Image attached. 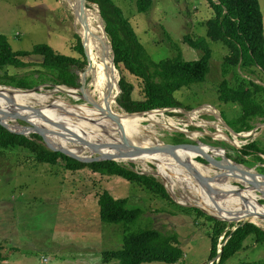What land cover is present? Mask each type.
I'll return each instance as SVG.
<instances>
[{"label": "rangeland", "instance_id": "374dc122", "mask_svg": "<svg viewBox=\"0 0 264 264\" xmlns=\"http://www.w3.org/2000/svg\"><path fill=\"white\" fill-rule=\"evenodd\" d=\"M113 1L122 9L139 41L155 61L171 57L173 54L164 42L167 33L177 42L185 60L200 57L199 50L191 48L183 41L186 35L198 42L205 40L212 50L211 69L206 80L183 87L174 94L183 104L184 110L164 111L166 116L180 120V126L175 128L187 129L188 132L181 133L177 129L171 131L167 128L161 130L157 127L159 132L157 138L162 143L182 145L176 143V138L182 134L183 141L196 145L190 147L199 148L200 144H204L219 150L222 154L226 152L231 156L227 159L232 162H235L234 158L238 156L239 150L249 142H255L264 149L262 118L255 117L251 120L249 130H245L239 124L231 127L223 119V117L227 121L235 119L239 113V105L218 99V85L222 80L221 63L229 50L221 41H214L208 35L207 21L213 17V12L206 0H153L152 8L146 14L137 11L135 0ZM259 3L264 19V0H259ZM75 23L71 10L63 0H0V34L7 37L15 51H29L34 45L45 43L60 54L80 58L81 55L74 50L77 35L80 36ZM103 25L105 26L104 21ZM107 38L111 46L108 35ZM33 68L37 67L28 69L0 67V77L5 73L22 76ZM238 73L242 78L232 79L234 84L244 82L247 84L248 81L254 80L264 86V73L259 68L251 67ZM116 75L117 82L125 76L126 81L133 86L131 95L133 99H143L142 83L139 79L128 73L123 75L118 69ZM50 85L52 84L46 81L37 87L45 92L55 88ZM58 94L63 97L60 98ZM62 99L71 105L82 104L81 107L88 103L92 108L91 102L80 92L72 95L63 91L52 93L48 101L50 103ZM257 99L264 103V93H260ZM116 103L117 110H124L117 99ZM202 106H204L202 111L197 110ZM191 113L193 120L189 121ZM200 113L203 114L199 115ZM202 122L203 124L218 122L220 125L211 124L205 128L201 126ZM19 124L28 126L23 121H19ZM215 125H218V128ZM219 131L222 132L221 135ZM215 132L217 133L214 134ZM224 132L231 138L235 135L238 140L234 141L235 143L238 141L239 145L224 141L229 140ZM246 132L252 133L248 136ZM39 142H42V139ZM206 154L207 156H196L195 160L206 166L210 162L222 161L221 157L211 150H207ZM257 156L264 159V155H251L245 157L246 163L238 164H242L241 170L248 167L251 173L264 177V161H259ZM199 158L205 163L198 161ZM119 164L127 166L134 164L135 171L156 175L160 182L166 184L157 176L156 167L151 163L149 165L152 171L145 170L141 164L133 162L121 161ZM251 178L245 174L243 179ZM239 182L243 185L235 183L239 191L244 190V183L241 180ZM180 187L182 186L178 185L173 190L177 199L168 200L117 175H101L88 168L70 171L64 167L63 162L56 165L38 162L22 147H0V242L3 245L0 264H118L117 259L109 262L102 259L104 251L120 246L123 235L122 225L106 224L99 219L96 200L98 193L104 190L115 198H127L130 206H139L143 209L137 226H148L162 232L177 234L184 250V257L174 264H206L213 222L195 212L192 190ZM254 199L264 204V199L258 197ZM182 200L186 204H180ZM231 223L234 227L237 226L236 222H228ZM259 226L264 230V226ZM223 238L224 235L219 238V245ZM248 239L250 240H246L244 250L236 253L226 264L264 262V244H255L252 236ZM208 264H212V261H208Z\"/></svg>", "mask_w": 264, "mask_h": 264}, {"label": "trees", "instance_id": "16d2710c", "mask_svg": "<svg viewBox=\"0 0 264 264\" xmlns=\"http://www.w3.org/2000/svg\"><path fill=\"white\" fill-rule=\"evenodd\" d=\"M98 7L87 4L96 10L100 21L105 22V32L109 36L114 55V64L120 73H128L139 79L142 83L143 99H133V86L122 76L119 81L121 94L117 101L121 108L129 113L145 112L154 109L183 108V104L175 97L176 91L194 83L204 82L210 72L212 50L205 42L184 36L183 41L191 48L200 51V57L185 60L177 42L168 33L165 44L173 53L160 61L149 56L143 44L139 41L130 21L125 17L122 9L113 0H86ZM212 9L213 17L207 21L208 35L214 41H221L229 50L221 63L222 80L218 85V99L225 103L239 105V113L233 120L223 117L226 123L234 127L239 124L245 130L251 127L249 122L255 117L264 121V103L257 99L264 93V86L254 80L234 84L232 79L238 80L242 75L238 71L258 67L264 73V22L259 0H206ZM139 13H148L152 8L153 0H135ZM74 50L81 56L74 57L60 54L45 43L34 45L32 50L12 49L7 37L0 34V67L14 69L33 68L24 75H8L0 77L1 85H10L21 89H31L35 86L50 82L52 85H65L67 87L80 86V72L83 86L88 80V71H91V59L86 57L80 37ZM87 53V52H86ZM83 57V59H81ZM91 65V67H90ZM89 71V73H90ZM88 73V74H89ZM37 74V76H35ZM152 115H165L164 111L149 112ZM171 114V113H170ZM144 115V114H143ZM183 137L182 134H180ZM176 138V143L183 146L190 145L189 141ZM37 134L25 136L9 131L0 125V147H22L31 153L40 163L59 164L70 171L88 168L101 175H117L129 182L137 183L151 193L168 200L171 197L162 182L156 177L141 174L134 170V164L122 165L116 161H78L60 152L48 149ZM225 155L231 157L229 154ZM251 155H264V149L257 143L249 142L244 145L234 160L246 163L245 157ZM259 161H264L257 156ZM198 161L205 163L201 158ZM99 219L106 224L122 225L123 232L121 244L118 248L107 249L103 252L104 262L117 259L118 264H143L163 262L167 264L178 263L184 257L176 233L162 232L148 226H137L143 209L139 206L128 205L127 198H115L107 190L97 195ZM199 216L213 222L210 232V252L208 261L213 264H226L236 253L244 250L246 240L250 236L257 245L264 244V230L257 225L246 222L238 223L234 231L230 230L234 224L217 220L206 215L201 209L195 207ZM240 224V225H239ZM136 225V226H135ZM230 229H226V228ZM224 235V244L218 254L219 238ZM3 245L0 242V259ZM219 256V257H218ZM208 261L206 264H208ZM238 264H264L243 262Z\"/></svg>", "mask_w": 264, "mask_h": 264}, {"label": "bare ground", "instance_id": "6f19581e", "mask_svg": "<svg viewBox=\"0 0 264 264\" xmlns=\"http://www.w3.org/2000/svg\"><path fill=\"white\" fill-rule=\"evenodd\" d=\"M63 1L68 5L74 16L78 33L83 39L87 55L91 59L92 67L90 65L91 71L89 68L90 73L89 71V74L87 73L88 80L86 85L78 89L56 86L53 90L45 92L42 90H21L16 87L11 88L9 87L10 85H0V109L11 110L15 109L17 105L42 106L41 115H35L32 121L38 126H47L53 131L62 132L61 136L51 134L50 138L54 146H64L72 152L86 157L98 155L99 153L96 148L81 144L78 136H83L99 144H105L106 149H103V151L108 155L114 156L119 162L141 164L145 170H151L149 163L153 164L156 167L157 176L164 180L171 192L178 185L191 189L195 199L194 205L205 209L207 213L230 220L250 219L256 224L264 226V220L254 218L251 215L252 212L264 214V204L254 199L255 197L264 199V177L251 173V169L246 166L247 169L241 170L242 164L225 159L219 150L209 148L204 144L198 146L200 149L190 147L186 148L187 150H176L175 154L180 156L179 159L173 153L151 149L162 143L157 138L159 134L157 127L161 130L167 128L174 131L177 129L175 127L180 126V120L166 115H152L149 112L129 113L116 109V99L120 93L116 75L117 69L113 65L111 47L104 31V25L98 18L96 10L87 6V4L92 6L94 4L88 3L85 0ZM60 91L69 93L70 95L80 92L81 95L88 98L92 104V108L89 107L88 103L83 107H81L82 104L75 107L63 101V99L56 100L55 102L58 103V106L50 108L52 106H49L50 103L48 101L50 95L52 93H59ZM57 96L63 97L61 94ZM102 109L104 110L103 112ZM106 112H109L112 116H106ZM192 116L193 114L191 113L188 118L189 121L193 120ZM45 117L55 120H66L72 131L65 129V132L64 127L46 122L44 120ZM88 117L95 118L98 122L91 123L86 120ZM3 122L8 123L13 128L21 129L17 126L15 120L8 121L4 119ZM211 124L219 123L207 122L203 124L202 122L201 126L206 128ZM69 126H65V128ZM215 126L218 128V125ZM74 128H76V134L73 133ZM106 131L108 132L107 134L105 133ZM246 133L249 136L250 132ZM219 134L221 135L222 132L219 131ZM226 136L229 140L223 139L224 141L239 145L237 144L238 141L236 143L234 141V139H237L235 135L232 136L233 138L229 137L228 134ZM129 148L146 149V151L143 154H132L126 152ZM207 150L218 154L222 161L218 163L210 162L207 166L197 162L195 160L196 156H207ZM187 163L198 173L211 178V181H208V185L216 192L239 191L237 184L243 186L239 180L244 183V190H240V192L242 191L241 194L231 193L226 196L208 194L206 189L196 180L194 172ZM238 165L240 166L238 167ZM226 168L228 169L226 170ZM220 172L222 173L220 174ZM245 174L249 177L250 174L254 176H251V180H244ZM247 198L250 200V203L246 201ZM182 202L185 203L184 200Z\"/></svg>", "mask_w": 264, "mask_h": 264}, {"label": "water", "instance_id": "95a60500", "mask_svg": "<svg viewBox=\"0 0 264 264\" xmlns=\"http://www.w3.org/2000/svg\"><path fill=\"white\" fill-rule=\"evenodd\" d=\"M99 14H100V10H99ZM100 16H101V14H100ZM101 18H102V16H101ZM102 20H103V18H102ZM104 31H105V29H104ZM81 42H82V45H83V48H84V53H85V56L84 57H86L87 56V53H86L85 44H84L82 38H81ZM110 47H111V50H112V46H110ZM112 53H113V51H112ZM87 60H88V58H87ZM112 61H113V65H114V55L113 54H112ZM79 76H80V86L79 87H75V89H78V88L83 87V81H82V74H81V72H80ZM28 90L39 91L40 88H38L37 86H35V87H33L31 89H28ZM120 92H121V90H120ZM82 100H85V99L82 98ZM57 104L58 103H56L55 101H53V102H50L49 106L52 105L50 108H53V107L58 106ZM72 106L78 107V104L77 105H72ZM160 110L168 111V109H160ZM22 111H23V113H22ZM24 111H29V112H25L24 113ZM103 111L104 110L102 109V112ZM41 113H42V108L41 107H39V106L38 107H35V106H29V105L28 106L27 105H17L15 109H11V110H2V109H0V125H2L4 128L8 129L11 132L18 133V134H23L25 136H29L32 133L37 134V135H39L42 138V142L44 143V145L48 149L53 150V151H56V152H60V153H62L64 155L69 156V157H72V158H74V159H76L78 161H82V162H87V161H117L114 156L108 155V154H106L103 151V149H106V146H104L105 144H99L97 142H94V141H91L89 139H86L83 136L82 137L81 136H78V139L81 142V144H83L84 146H91V147L96 148V150L100 154V156H86V157H82V156H80V155L72 152L70 149H68V148H66L64 146H61V147L54 146L53 145V142H52V140L50 138L51 134L54 135V136H61L62 132H60V131H53V130H51V128H48L47 126H38L36 123H34L32 121V119L34 118V116L35 115H41ZM136 113H141V112H136ZM142 113H144V112H142ZM71 115H73V114H71ZM105 115L108 116V117L109 116H112L109 112H106ZM4 119H7L8 121L15 120L16 123H17V126H19L21 129H16V128L11 127L10 125H8V123L3 122ZM44 120L46 122H48V123H52L54 125H59V126L64 127V131H65V129H69V130L71 129V127L67 124L66 120H55V119L48 118V117H45ZM86 120L89 121V122H91V123H97L98 122L97 120H95V118H90V117L86 118ZM19 121H23L28 126H22V125H20L19 124ZM65 126H69L70 128L69 127L68 128H65ZM261 126H264V123ZM75 130H76V128L73 129V133L74 134H76V131ZM71 131H72V129H71ZM177 131H179V132H186L185 130H182V129H177ZM105 133L107 134L108 132L106 131ZM190 146H196V145L190 144V145H187V146H183V145H176V144H164V143H161V144H158V145L154 146L151 149L152 150H156V151H160V152H166V153H173V154H175V151L176 150H185L186 148H189ZM145 151H146V149H131V148H129L128 151H126V152L127 153H132V154H143ZM175 155L177 156L178 159L180 158V156H178L177 154H175ZM222 156L225 159L228 158L225 155V153L222 154ZM187 165L190 167V164L189 163H187ZM191 170L194 172V176H195L196 180L201 184L202 187H204L206 189V191H207L208 194H216V195H222V196H226V195H229L231 193L232 194H235V193L241 194L240 191H231V192H222V193L221 192H216L213 189H211L209 187V185H208V181H211V178L206 177V176H203L202 174L198 173L197 171H195L192 168H191ZM153 176L156 177V175H153ZM251 176H254V175L250 174V177ZM164 185H165L168 193L170 194V196L174 200H176L177 197L173 194V192H171L167 188L166 184H164ZM246 201L250 203V200L248 198L246 199ZM179 203L184 204L182 202H179ZM193 206L194 207H198L202 211H204V212L207 213V211L205 209H203V208H201V207H199L197 205H193ZM208 215L211 216V217H213V218H215V219H217V220H223V221H228V222H236V223H240V224H244L246 222H251V223L259 226L258 224H256L255 222L251 221L250 219H244V220L232 219L230 221L229 219L217 217V216L212 215L210 213H208ZM251 215L254 218H257V219H260V220H264V214H256V213H253L252 212ZM235 229H236V227H234L232 229V231H234Z\"/></svg>", "mask_w": 264, "mask_h": 264}, {"label": "clouds", "instance_id": "9594fccd", "mask_svg": "<svg viewBox=\"0 0 264 264\" xmlns=\"http://www.w3.org/2000/svg\"><path fill=\"white\" fill-rule=\"evenodd\" d=\"M89 3V2H88ZM93 4V3H92ZM96 5V4H95ZM97 6V5H96ZM98 9H99V7H98ZM263 22H264V19H263ZM105 27V26H104ZM105 29V28H104ZM107 35V34H106ZM80 37V36H79ZM80 39H81V37H80ZM82 43V42H81ZM115 65V64H114ZM258 68V67H257ZM118 84H119V81H118ZM56 86H65V85H55V87ZM14 87V86H13ZM67 87V86H66ZM16 88H18V87H16ZM67 88H75V87H67ZM19 89H21V88H19ZM22 90V89H21ZM23 90H28V89H23ZM121 90V89H120ZM203 107L204 106H202V107H199L197 110H200V111H202L203 110ZM164 109H168V111L169 110H171V109H181V110H184L183 108H164ZM154 110H160V109H154ZM154 110H150V111H154ZM150 111H145L144 113H147V112H150ZM175 112H176V110H175ZM136 113V112H135ZM142 113V112H141ZM201 114H203V113H200L199 115H201ZM222 116V115H221ZM228 125V124H227ZM186 132H188L187 131V129H184ZM181 133H185V132H181ZM252 133V132H251ZM250 133V134H251ZM33 134V133H32ZM249 134V135H250ZM31 135V134H30ZM191 144V143H190ZM224 152V151H223ZM225 153V152H224ZM228 159H229V157H228ZM117 162V161H116ZM236 162V161H235ZM119 163V162H118ZM236 163H238V162H236ZM138 172V171H137ZM139 173H141V174H147V173H142V172H139ZM149 175V174H148ZM153 176V175H152ZM155 177V176H154ZM157 178V177H156ZM164 185V184H163ZM165 186V185H164ZM166 188V187H165ZM167 190V189H166ZM174 194V193H173ZM170 195V194H169ZM171 197V196H170ZM172 198V197H171ZM173 199V198H172ZM180 202H182V201H180ZM183 203V202H182ZM181 204V203H180ZM184 204H186V203H184ZM184 204H182V205H184ZM198 208V207H197ZM200 209V208H199ZM204 212V211H203ZM226 222H228V221H226ZM237 225H238V223H237ZM236 227V226H235ZM259 227V226H258ZM232 228H234V227H232ZM224 244V240H222V243H220V245H219V250H218V254L220 255V253H221V249H222V245ZM220 252V253H219ZM219 257V256H218ZM44 260H46L47 261V259H44ZM212 264H213V262H212Z\"/></svg>", "mask_w": 264, "mask_h": 264}]
</instances>
